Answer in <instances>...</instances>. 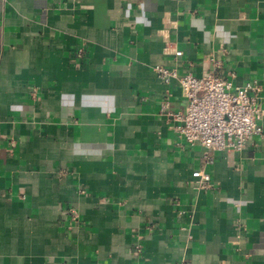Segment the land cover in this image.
Wrapping results in <instances>:
<instances>
[{"label": "crops", "instance_id": "0c3cea01", "mask_svg": "<svg viewBox=\"0 0 264 264\" xmlns=\"http://www.w3.org/2000/svg\"><path fill=\"white\" fill-rule=\"evenodd\" d=\"M210 57L264 111V0H0V264H264V112L209 162L156 69Z\"/></svg>", "mask_w": 264, "mask_h": 264}, {"label": "built area", "instance_id": "2783aa9c", "mask_svg": "<svg viewBox=\"0 0 264 264\" xmlns=\"http://www.w3.org/2000/svg\"><path fill=\"white\" fill-rule=\"evenodd\" d=\"M176 55L182 53L177 50ZM211 70L201 76L191 72L179 74L175 68L156 67L164 81L176 78L186 97L185 111L176 115L179 136L189 144H200L207 161L215 150H241L252 134L262 132L263 109L259 101L261 85L249 80L234 85L220 74L221 63L214 57ZM202 187L212 185L209 173L193 171Z\"/></svg>", "mask_w": 264, "mask_h": 264}]
</instances>
